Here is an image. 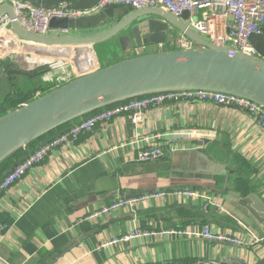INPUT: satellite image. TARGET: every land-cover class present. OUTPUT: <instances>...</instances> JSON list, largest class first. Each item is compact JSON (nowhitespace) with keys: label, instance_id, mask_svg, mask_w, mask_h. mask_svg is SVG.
Listing matches in <instances>:
<instances>
[{"label":"crops","instance_id":"obj_1","mask_svg":"<svg viewBox=\"0 0 264 264\" xmlns=\"http://www.w3.org/2000/svg\"><path fill=\"white\" fill-rule=\"evenodd\" d=\"M180 36L171 31L163 47L151 48L176 47ZM123 56L105 53L102 62ZM5 102L0 98V107ZM190 138L207 139L206 153L229 170L212 174L203 172V165L186 161L173 168L175 151L195 149ZM158 144L167 151L168 164L137 161L141 149ZM179 188L205 192L208 199L203 194L199 199L170 193L86 219L119 198ZM229 191L249 197L256 215ZM0 221L11 225L0 237V264H264V128L241 108L208 101L166 102L145 111L139 123L128 114L115 117L97 124L77 142L52 150L15 183L0 198ZM206 226L237 235L244 244L188 235L106 244L137 227L199 232ZM85 234L62 256L67 244Z\"/></svg>","mask_w":264,"mask_h":264},{"label":"water","instance_id":"obj_2","mask_svg":"<svg viewBox=\"0 0 264 264\" xmlns=\"http://www.w3.org/2000/svg\"><path fill=\"white\" fill-rule=\"evenodd\" d=\"M22 1L45 8L70 1L77 8L86 9L97 6L100 0ZM5 15L11 22L5 33L0 34V48L7 50L9 42V47L15 49L0 58V79L10 74L17 76L12 78L10 86L2 87L10 90L6 96L0 89L3 96L0 98L5 102L24 90H35L39 95L0 115V164L19 151L33 152L46 142L41 141L43 137L67 124L74 125L115 104L157 93L191 90L228 93L264 107V25L261 33L250 36L255 52H248L230 47L192 27L188 10L177 16L160 7L135 9L130 4L111 3L76 18L54 17L46 33L26 29L17 19L14 5L0 0V19ZM171 31L186 36L195 47L151 48L163 47ZM120 52L124 55L122 58L103 63L105 53ZM28 63L37 65L32 68ZM39 71L49 73L34 79ZM50 82L56 85L48 87L46 84ZM37 141L39 144L33 148ZM189 141L196 143L195 149L175 151L173 168H181L176 165H184L186 161L203 165L202 171L212 174L229 170L206 153L207 139L190 138ZM25 157L14 159L2 172L0 181ZM229 193L240 198L256 215L249 197L244 198L235 191ZM86 236L67 244L62 256ZM221 264L239 263L224 261Z\"/></svg>","mask_w":264,"mask_h":264},{"label":"built area","instance_id":"obj_3","mask_svg":"<svg viewBox=\"0 0 264 264\" xmlns=\"http://www.w3.org/2000/svg\"><path fill=\"white\" fill-rule=\"evenodd\" d=\"M1 1L11 2L16 9L19 22L26 29L33 30L37 33L48 32L51 29L50 22L54 17L76 18L84 14H90L111 3H126L130 4L135 9L160 7L177 16L182 15L188 10L191 12L190 25L192 27L210 38L224 42L230 47L248 52H255L249 42L250 36L255 33H261L264 25V0H100L97 6L86 9L77 8L70 1H61L54 8L36 7L30 2H24L22 0ZM10 22L11 18L8 15L1 17L0 34L5 33ZM176 45L177 47H195V44L189 41L184 35H181L176 40ZM174 100L208 101L219 105L235 106L250 113L256 122L264 128V107L255 101L234 94L191 90L164 92L134 98L88 115L67 130L61 132L58 136L47 140L42 146L29 153L24 160L19 162V164L7 174L6 179L0 182V198L8 191L12 183H17L22 180L34 166L43 162L52 150L69 143L77 142L81 136L92 132L97 124L110 121L115 117L125 114H128L133 122L139 123L143 120L144 113L149 108ZM162 154V147L158 144L151 148L141 149L138 153L137 161H149ZM170 193H174L180 198H199L201 194L207 197L205 192L196 189L179 188L172 191H150L131 198H119L108 204L102 205L95 211L89 213L86 219L93 221L105 214L114 213L120 209L136 205L140 201L166 197ZM208 202L212 205L215 204L212 198H210ZM10 227L11 225L9 223L0 221V237L3 233L6 234ZM157 235L200 236L206 240L218 243L231 242L236 246L242 245L243 242L237 235H231L226 231L217 232L210 226L204 227V229L199 232H194L189 229L144 231L137 227L126 235L113 238L106 244L125 243L137 237Z\"/></svg>","mask_w":264,"mask_h":264},{"label":"trees","instance_id":"obj_4","mask_svg":"<svg viewBox=\"0 0 264 264\" xmlns=\"http://www.w3.org/2000/svg\"><path fill=\"white\" fill-rule=\"evenodd\" d=\"M176 47H172V49H174ZM33 97H34V94L33 93H30V92L29 93H24V94L23 93L13 94V96L11 98H8L6 100V102L3 105H1V107H0V113H4L7 110H9V109H11L13 107L18 106L19 104H21L23 102L30 101L31 99H33ZM72 125H73V123L67 124L64 127L59 128L57 131L52 132V133L48 134L47 136L43 137V139H41V141H43V140L44 141H47V140H49L51 138H54V137L58 136L60 134V132L67 130ZM57 133H59V134L56 135ZM39 142L40 141H37L33 145V148H36V146L39 144ZM27 155L28 154L25 153L24 151H19L13 157H11V158L5 160L3 163H1L0 164V176H1L2 172L5 171L12 164V162L14 161V159H16V158H18L20 156H27ZM168 159H169V156H168L167 151H164L163 150V154L160 155L159 157H157L155 159H152V160H149V161H144V162H139V163H148V162H154L155 163L156 162V164H157L159 161H162L161 162V165H165V164H168ZM159 169H161L160 171H164V170H162V166ZM45 252H46L45 250H42V253H45Z\"/></svg>","mask_w":264,"mask_h":264},{"label":"flooded vegetation","instance_id":"obj_5","mask_svg":"<svg viewBox=\"0 0 264 264\" xmlns=\"http://www.w3.org/2000/svg\"><path fill=\"white\" fill-rule=\"evenodd\" d=\"M11 69V68H10ZM45 73H49L48 71H39V72H37L36 74H35V76L33 77L34 79H37V78H40V77H42V76H45ZM15 76H17V75H14V74H10V75H6L5 77H3L2 79H0V89H3L2 87H4V86H6V84H8L9 86L12 84V81L11 80H14V79H12V78H14ZM43 81V80H42ZM48 87H52V86H54V85H56V83H54V82H50V83H48V84H46ZM24 87V86H23ZM47 88V87H46ZM8 92H10V90H9V88H7V87H5L4 89H3V93H2V95H5L6 96V94L8 93Z\"/></svg>","mask_w":264,"mask_h":264},{"label":"rangeland","instance_id":"obj_6","mask_svg":"<svg viewBox=\"0 0 264 264\" xmlns=\"http://www.w3.org/2000/svg\"><path fill=\"white\" fill-rule=\"evenodd\" d=\"M1 37H2V36H1ZM6 37H7V36H6ZM8 44H9V42H8ZM0 46H2L1 41H0ZM4 46H5V45H4ZM8 46H9V45H8ZM8 46H6V47L8 48L7 50H6V49H2V48H0V49H2L0 52H3V54H4V53H7V54H8L9 52L11 53V52L15 49V48H12L13 46H11V47H8ZM27 65H28L29 67H32V68H33V67H35V65H37V63H36V64H34V63H30V64H29V63H28ZM35 69H36V68H35ZM37 69H38V68H37ZM32 92H33V91H32ZM33 93H34V97H36V96L39 95V93H38V94L35 93V90H34ZM34 97H33V98H34ZM169 102H180V101H177V100L175 101V100H174V101H169ZM165 103H166V102H165ZM1 114H2V113H0V115H1Z\"/></svg>","mask_w":264,"mask_h":264},{"label":"bare ground","instance_id":"obj_7","mask_svg":"<svg viewBox=\"0 0 264 264\" xmlns=\"http://www.w3.org/2000/svg\"><path fill=\"white\" fill-rule=\"evenodd\" d=\"M9 45V44H8ZM9 47V46H8ZM2 52H0V54H1ZM7 176V175H6ZM6 176L2 179V181L1 182H3L5 179H6ZM24 178V177H23ZM22 178V179H23ZM15 184V182L14 183H12L11 184V186H10V188L13 186ZM10 188L8 189V191L10 190ZM7 191V192H8ZM2 224H4V223H2ZM154 231H156V230H154ZM5 234L3 233L2 235H1V237H3ZM243 241V240H242ZM226 244H228V245H233V246H236L235 244H233V243H231V242H226ZM243 244H244V241H243Z\"/></svg>","mask_w":264,"mask_h":264}]
</instances>
